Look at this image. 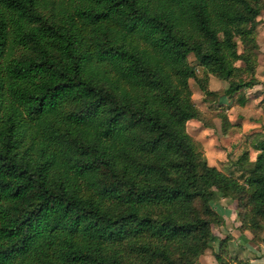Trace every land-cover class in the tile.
Returning <instances> with one entry per match:
<instances>
[{"label": "trees", "instance_id": "1", "mask_svg": "<svg viewBox=\"0 0 264 264\" xmlns=\"http://www.w3.org/2000/svg\"><path fill=\"white\" fill-rule=\"evenodd\" d=\"M263 15L264 0H0V264H252L214 235L212 205L264 245V132L235 176L188 124L191 81L245 105Z\"/></svg>", "mask_w": 264, "mask_h": 264}, {"label": "rangeland", "instance_id": "2", "mask_svg": "<svg viewBox=\"0 0 264 264\" xmlns=\"http://www.w3.org/2000/svg\"><path fill=\"white\" fill-rule=\"evenodd\" d=\"M260 21L261 25L256 32L260 45L257 71L259 84L246 90L247 100L244 106L238 103V97L230 100L223 96L228 85L215 77L210 78L209 88L211 91L217 92L219 97L204 96L197 84L194 81L190 82L193 100L201 113V119L189 122L188 131L203 146L209 165L227 175L239 176L240 173L234 167V163L245 152L250 153L252 161L256 160L257 152L252 148L248 137L256 132H264V15ZM190 62L193 66H198V62L193 56H190ZM197 72L199 73V70ZM199 76L202 74L199 73ZM223 116H227L229 127L223 121ZM232 204L228 199L222 198L212 205L225 222V226L213 227L212 231L218 238H231L232 249L236 251L239 249L237 235L244 233L238 229L234 231L236 224L238 223L240 226V222L237 213H234ZM250 236L252 242V235L250 234ZM253 245L261 246V244L254 243ZM217 246L218 243H215L214 248L216 249ZM207 253L213 252L210 250Z\"/></svg>", "mask_w": 264, "mask_h": 264}, {"label": "crops", "instance_id": "3", "mask_svg": "<svg viewBox=\"0 0 264 264\" xmlns=\"http://www.w3.org/2000/svg\"><path fill=\"white\" fill-rule=\"evenodd\" d=\"M232 206L234 207V213H236L235 204L233 203ZM238 227L239 224L237 223L234 231H237ZM237 236V242L239 243V249H236L237 254H239L241 258L250 259L252 264H264V246H254L251 242V236L249 233H244ZM199 262L200 264H217L213 253H207L206 255L202 256Z\"/></svg>", "mask_w": 264, "mask_h": 264}]
</instances>
